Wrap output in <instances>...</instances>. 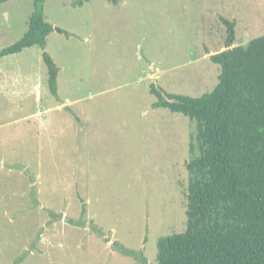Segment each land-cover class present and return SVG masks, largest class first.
Here are the masks:
<instances>
[{"label": "rangeland", "instance_id": "374dc122", "mask_svg": "<svg viewBox=\"0 0 264 264\" xmlns=\"http://www.w3.org/2000/svg\"><path fill=\"white\" fill-rule=\"evenodd\" d=\"M34 0L0 2V50ZM45 0L58 98L38 45L0 58V264H157L186 227L197 121L155 107L151 84L201 96L210 55L264 34V0ZM123 247L133 251L125 252Z\"/></svg>", "mask_w": 264, "mask_h": 264}, {"label": "trees", "instance_id": "16d2710c", "mask_svg": "<svg viewBox=\"0 0 264 264\" xmlns=\"http://www.w3.org/2000/svg\"><path fill=\"white\" fill-rule=\"evenodd\" d=\"M44 2L34 0L26 32L2 48L0 58L38 45L49 90L58 98L59 68L46 50L47 37L52 31L68 32L45 19ZM221 20L228 30L226 46L232 45L235 22ZM209 57L221 71L215 87L201 96L150 87L155 107L197 121L191 153L199 147L186 164V227L158 238L157 264H264V34Z\"/></svg>", "mask_w": 264, "mask_h": 264}, {"label": "water", "instance_id": "95a60500", "mask_svg": "<svg viewBox=\"0 0 264 264\" xmlns=\"http://www.w3.org/2000/svg\"><path fill=\"white\" fill-rule=\"evenodd\" d=\"M230 47V45L228 46V48Z\"/></svg>", "mask_w": 264, "mask_h": 264}]
</instances>
